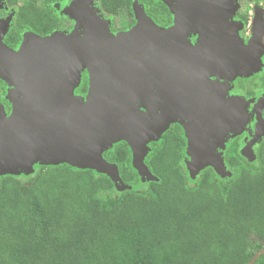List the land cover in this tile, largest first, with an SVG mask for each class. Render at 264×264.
<instances>
[{
  "label": "water",
  "instance_id": "1",
  "mask_svg": "<svg viewBox=\"0 0 264 264\" xmlns=\"http://www.w3.org/2000/svg\"><path fill=\"white\" fill-rule=\"evenodd\" d=\"M160 1L172 13L169 27L158 26L134 0L135 23L112 32L94 0H69L63 12L75 23L68 34L25 31L15 49L3 41L11 17L0 19V79L14 86L8 115L0 104V176L30 174L36 163H67L106 174L124 187L117 166L102 155L123 140L138 175L155 179L144 162L148 143L157 141L171 121L185 130L193 177L206 166L231 175L216 148H223L224 133L239 130L245 116L237 99L217 98L223 84L210 77L249 75L257 54L229 30V0ZM194 27L208 31L209 40L192 45L187 35ZM84 68L83 98L73 92ZM171 85L177 90L168 104ZM208 90L217 99L208 98ZM257 125L248 145L264 134L263 121ZM247 154L253 155L250 148ZM262 253L264 247L245 264Z\"/></svg>",
  "mask_w": 264,
  "mask_h": 264
},
{
  "label": "trees",
  "instance_id": "2",
  "mask_svg": "<svg viewBox=\"0 0 264 264\" xmlns=\"http://www.w3.org/2000/svg\"><path fill=\"white\" fill-rule=\"evenodd\" d=\"M20 1L6 0L14 9L3 37L9 47L24 31L45 36L71 27L54 7L63 0ZM133 1L94 5L112 22L128 17L130 26ZM136 1L156 24L171 22L162 1ZM86 90L84 76L75 92ZM148 146L144 162L155 179L143 183L125 141L103 151L128 187L122 190L106 174L67 163L1 175L0 264H245L264 247V138L254 162L233 142L223 155L231 173L224 178L206 166L189 179L186 138L177 124ZM253 264H264V253Z\"/></svg>",
  "mask_w": 264,
  "mask_h": 264
},
{
  "label": "flooded vegetation",
  "instance_id": "3",
  "mask_svg": "<svg viewBox=\"0 0 264 264\" xmlns=\"http://www.w3.org/2000/svg\"><path fill=\"white\" fill-rule=\"evenodd\" d=\"M241 5H239V7L238 8L236 7L235 9L234 8L235 4H232L230 2V11L227 15L226 23L229 30L230 31L234 30L233 32L237 34L238 38H240V41L245 49L248 47L249 49H252V51L254 50V53L257 54V64L255 65V68H252L249 75L236 76L233 79H230L227 77L228 75H226L225 72H219L217 74V76L219 77H217L216 75H212L210 77L211 80H215L216 78H219L220 84H223L222 89L220 86L221 90L215 91L217 93V98L218 99L228 98L230 100L234 98L237 99L235 101L241 104L243 115L245 116L246 114L247 116V119H245L242 127H240L239 130L234 129V132L229 131L227 133H224L225 142L223 148L221 149L216 148V150L218 151L221 150L220 152L222 153V157L225 151L232 145L233 142L235 143L237 142L238 152L241 155L240 152L241 145H242L241 149H243L245 152H247L249 148L251 151L253 150L255 151L257 144L264 138V134H263L258 139L253 141L250 145H248V143L253 140V135L255 134V132L259 130L257 125L258 121L262 120L264 123V0L241 1ZM165 6L170 13L171 22L164 26H160L157 24L158 26L163 28L172 25V13L170 11L169 6H167L166 4ZM234 9L235 11H233ZM13 15H14L13 7L8 5L6 0H0V19H6L8 16H10L12 19ZM65 20L67 26V17H65ZM68 24L70 23L68 22ZM133 24H131L130 26H126L127 24L114 26V29L112 31L117 32L120 30L128 29ZM63 31H67V28L64 29ZM208 35H210L208 31L201 28L199 29L198 27H194L191 30H189V33L187 35V40L192 45L196 46L202 41L209 40L207 37ZM21 39H22V35H21ZM16 47H14L13 49H15ZM203 53L204 52H201L200 54L202 55ZM174 86L175 85H171L170 89L177 90L176 87L177 84L175 87ZM2 92H0V94ZM208 98H212V100L214 98L217 99L212 94L211 96H208ZM2 103L4 105L5 110L10 111L9 104H7L5 100ZM183 121H186V119H183ZM174 124L179 125L182 131H184L181 126V123L178 121H171L168 124L167 128ZM244 128H246V130H244ZM263 129H264V125H263ZM186 147H187V140H186Z\"/></svg>",
  "mask_w": 264,
  "mask_h": 264
},
{
  "label": "rangeland",
  "instance_id": "4",
  "mask_svg": "<svg viewBox=\"0 0 264 264\" xmlns=\"http://www.w3.org/2000/svg\"><path fill=\"white\" fill-rule=\"evenodd\" d=\"M22 1V0H21ZM20 1V2H21ZM241 1H246V0H230V2L232 3V4H235V9H236V7L238 8L239 7V5H241ZM69 2V0H65V1H62L61 3L59 2V3H56V4H54V7H55V9H56V12L59 14V15H61L62 17H67V19H68V22L71 24V27L69 28V29H67V31H63V30H61V31H63L64 32V35H66V34H68L69 33V31L73 28V26H74V23H75V21H74V19L73 18H70L69 16H67L66 14H64V12H63V9H64V7L67 5V3ZM240 2V3H239ZM241 6H243V5H241ZM235 9L233 10V11H235ZM232 15H233V13H232ZM102 17L104 18V19H107V20H110V30L112 31V29H111V26H112V24L114 25V26H118V25H124L125 23H126V21H127V19L126 18H128V17H125L124 15L123 16H119V17H116V18H113V22L111 21L112 19H111V17L110 16H104V15H102ZM134 20H135V18H134ZM124 30H126V29H124ZM124 30H120V31H124ZM113 32V31H112ZM117 32H119V31H117ZM22 37H23V35H22ZM17 48V47H16ZM84 76H86V79H87V89H88V74H87V71H86V69L84 68L82 71H81V77H80V82H79V84L75 87V89L80 85V83H81V81H82V79L84 78ZM1 80V79H0ZM2 82H3V92L0 94V104L4 107V105H3V101L5 100L6 102H7V104H9V107H10V111H7V110H5V108H4V111H6V114L8 115L10 112H11V98H10V92L14 89V86L13 85H10V84H8L7 82H5L4 80H2ZM75 89H74V95H80V96H83V98L85 97V95H86V92H87V90H86V92L84 93V94H80V93H77V92H75ZM208 96H211V94H212V92L210 91V90H208L207 91V93H206ZM245 119H247V116H246V114H245ZM247 121H249V120H247ZM244 125H246V124H244ZM182 126V125H181ZM244 127H246V126H244ZM182 128H183V126H182ZM183 130H184V128H183ZM244 130H246V128H244ZM184 132V134H185V130L183 131ZM185 136V135H184ZM159 140V139H158ZM157 140V141H158ZM242 146V145H241ZM241 146H240V152H241V155H242V157L244 158V159H246L247 161H250V162H254V157H253V155H248L247 154V152H245L243 149H241ZM220 148V147H219ZM221 149V148H220ZM219 149V150H220ZM218 151V150H217ZM221 151V150H220ZM219 151V152H220ZM252 152H254V150L252 151ZM190 163H191V157L187 154V152H186V150H185V156H184V167H185V169H186V171H187V173H188V177H189V179L190 180H193L196 176H197V174L196 175H194V177L191 175V172H189V168H188V166L190 165ZM36 164H39V165H46V164H41V163H36ZM34 166V165H33ZM203 169V168H202ZM201 169V170H202ZM200 170V171H201ZM214 170V169H213ZM137 171V170H136ZM199 171V172H200ZM198 172V173H199ZM216 174H218L221 178H224V177H229L228 175H224V176H222V175H220L219 173H216ZM19 175H26L25 173H19L18 175H16V176H19ZM140 177V181L143 183V182H146L147 180H149L147 177H143V176H139ZM118 190H122V189H124L125 188V186L123 187L122 185H119L118 183H117V186H115ZM126 188H128V187H126Z\"/></svg>",
  "mask_w": 264,
  "mask_h": 264
},
{
  "label": "bare ground",
  "instance_id": "5",
  "mask_svg": "<svg viewBox=\"0 0 264 264\" xmlns=\"http://www.w3.org/2000/svg\"><path fill=\"white\" fill-rule=\"evenodd\" d=\"M168 74V72H167V70L166 71H163V72H161V76H162V78L164 79V78H166V75ZM177 84V83H176ZM176 89H173V90H171V89H169L168 90V92H167V99H166V101H167V103L168 104H170V103H172L173 101H174V99L171 97V95L172 94H174V91H175Z\"/></svg>",
  "mask_w": 264,
  "mask_h": 264
}]
</instances>
